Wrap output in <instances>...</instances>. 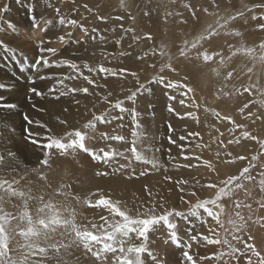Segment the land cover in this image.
I'll return each instance as SVG.
<instances>
[{"label": "rangeland", "instance_id": "1", "mask_svg": "<svg viewBox=\"0 0 264 264\" xmlns=\"http://www.w3.org/2000/svg\"><path fill=\"white\" fill-rule=\"evenodd\" d=\"M104 1L106 2L108 0H73L72 2L71 0H58V3L55 7L56 14L54 13V10L51 11V13L54 18L64 19L65 23L60 24L61 19H59L57 24L58 26L56 27V29L48 31L47 28L49 26L46 21L48 17H44L45 15L47 16L46 12H42L43 15L41 14V17H39V15H37L39 13L37 11V8L31 7L33 11L29 12V8L27 7V3L25 0H21L20 4H17L16 0H0V9L4 8L3 4L9 7L8 12H0V16H2V19H0V48H2L6 44V39H9L11 40V42H13L6 44L8 45L7 48L11 49L12 52L9 53L4 49V55H0V66H5L7 68L11 66V73H6V79H8V81L5 80L6 84H4V87L0 89L3 90V92H9L10 90L21 92L20 94H22V102L24 104L30 105V109H32L33 111H35L33 109V105H36V101L42 98H38L35 93H23L22 91L25 88H22L18 91L15 87L18 82H21L22 85L32 84L27 83L25 79V77L29 74H33L31 79L35 80V82L41 81V76L45 77V79L48 78L52 80L47 85H45L46 89L48 90L49 96L47 98H51L50 96L55 97L56 95H58L59 92L62 91V88H59L61 84H58L57 80L62 77L69 76L68 74L62 75L55 73V65L59 61L64 60L66 58L73 59V57H76L80 51L82 55H86L87 57L92 54L90 51H93V44H89L86 39H88L90 36L93 37L92 34L97 33L92 32L94 30V27H96V22L87 26L85 24V19L89 18V16L91 15L89 11L90 7H93V9H98ZM115 1L117 2L115 11L121 14H128L132 12V19L129 23L130 26L128 25V27L122 30L121 33L118 31V34L120 33L122 35H120L121 46L119 48L118 55H116L115 57V66H112L113 64H109V61L111 59L110 55L104 56L103 59L100 60L98 63L93 61L76 63L78 65L79 71H71V74L74 75L72 77L75 78L66 79V87L63 88V91L74 87H87L89 89L90 95L84 94L82 92H76L71 93L73 97H70L69 94L66 96H61L60 98H67V105L76 106L79 104V101L81 99L89 98L92 96V91L96 90L95 86L99 87V85H106L105 83L111 81L110 78L113 76L115 79H111L112 81H115L114 83L125 86L123 87L124 94L129 90L135 91L136 88H139L140 86H145L146 88L149 87L148 96L146 95V93H138L137 95V107L135 106V110L137 113L140 114L137 117V120L141 127L139 129L136 128L131 116L128 113H126L123 120H111L110 122L107 118V116L109 115L108 113H93L91 114L92 120L90 119V121H95L94 117L101 115L105 116L104 122L95 121L94 131L85 128V125L90 122L88 121L84 125L76 126L74 128L69 129L61 136H57L56 134L49 132L50 136L62 139L64 143H69L73 137L69 136L68 134L80 131L86 136L85 146L90 150L89 152L86 153L83 150H80L79 148L75 150L68 149L65 152L53 149L52 154L48 157L47 165L41 163V160L44 159L43 153L42 155L39 154L34 159V161L32 162L33 164L27 166L26 168L20 169L21 172H25L29 169H32L33 172L30 175H23V177L20 176L16 178L17 180H12L9 177L0 175V264H101V261L97 259L96 254L98 251L101 250L102 244L110 243V241H107L106 239H101L93 243L91 240V234L95 233L96 236L101 238L111 235L114 230L113 226L124 222V217L120 215L121 213L125 214L129 218L138 219H158L160 217L171 218L172 223L175 225L174 236L178 237V239H174L172 236H170V229L167 228L164 224H160L158 227H156L154 232L149 233V249L152 250L154 253L159 252L158 254L165 258L167 264H218V262L219 264H233V262L235 264H252V260H254V264H264V233L262 232V227H259L261 226V223H264V108H254L252 109L248 117L246 115L248 113V111H246V106H250V104H252L253 99L264 96V55L261 56V59L259 60L256 66H252L254 63L250 59H248L246 48H243L246 44V41L249 42L252 39V36L254 37L253 34L260 30V26L262 27V29H264V21H262V25H259V19L264 17V0H216V5L213 4L212 8V11H214L216 15L214 16V18H208L207 20H204L205 22L201 21L205 19L203 18V15H206L207 13H202L203 6L205 5L203 4V2L208 3V0H185L182 4V8H184L183 12L179 15L173 13L172 9L174 7L175 9L177 7H181V3L178 2L181 0H140V2L137 3L138 6L135 5L131 0ZM87 2L90 4H88ZM189 4L190 6L192 5L191 7H194L198 10V14L200 15L198 16L197 14L195 16L196 18L198 17V20L201 19L199 20L200 22L198 21L197 31L194 34L186 33L188 29L187 21L190 18L187 15L189 11L187 5ZM200 4H202V7H200ZM22 6L25 8V17L22 15L20 10ZM184 6L187 7L185 8ZM138 7H140V9H152L153 11L156 9L155 11L158 10L164 17V19L163 17L161 18V16L158 14L159 12H156V15L158 14L156 16L157 19L154 17L152 26L149 29L148 27L144 26V22L142 23V12ZM165 8L167 9V11ZM205 10L208 9L205 8ZM199 11L201 13H199ZM185 13L186 16H184ZM26 15L29 17V19L30 16H35V21L31 22L27 20ZM252 16L254 19L252 18ZM175 17H177V19ZM242 18L246 20H249L251 18L252 19L250 20L251 22H244L242 21ZM108 19V16L99 18L100 23H98L97 26H99L101 23L106 24L105 22H107ZM73 20L77 22L76 25L70 23V21ZM139 20L141 22L140 26ZM160 20H162L163 22ZM78 21L84 26H87L86 31L82 35L78 33V31H76L78 30ZM157 21L159 24L157 23ZM255 21H259V26ZM199 23L200 25L202 24L201 27ZM34 24H39L41 26H38L40 29L33 30L32 27H34ZM238 24L243 25L242 28L245 29L243 30L245 33L243 31L241 32L238 29ZM9 25H12L13 27H10ZM154 25L155 31L153 30ZM183 25L184 27L182 29ZM141 26L144 28L145 33L143 30H141L143 29ZM253 26L255 28H253ZM176 27L179 28L178 31V28L176 29ZM246 27H249L250 29L247 30ZM36 28L37 27H35V29ZM146 28L149 29V33ZM180 32H184L186 34L183 33V36ZM130 33H132L134 36L136 35L135 39L132 34L130 35ZM145 34L149 35L146 36ZM214 35L216 38H214ZM61 36H63L68 42H61L59 39V37ZM249 36L251 39L249 38ZM130 37L133 38L131 39ZM222 37H225V40L222 44L226 47V51L229 52L228 55L226 57L224 56L223 58L217 53L216 50L210 48L209 45L217 38ZM124 38H127V44H124ZM131 40H134V42H131ZM241 40H243L244 43ZM41 41H43L44 43L41 44ZM75 41H79V43H75ZM142 41L143 43H141ZM139 43H141V47H139ZM23 44L26 45V47L21 48ZM79 44H82V47H79ZM143 44H148L150 46L146 47ZM220 44L221 43H218L217 47H220ZM33 46H35V48L36 46H38L39 49L40 46L44 48H54L57 50V52L55 55H52L47 52L41 53L39 49H33ZM77 46L79 48H77ZM30 47L33 50L32 54L28 55L27 53L23 52L24 49H28ZM137 48H144L145 50H138ZM131 49L135 51H132ZM147 49L154 50L155 54L153 60L150 61L149 65L147 64V53L149 51ZM240 49H243V53L240 51ZM136 50L146 53L145 55L144 53L140 54L141 56L137 58L132 57L133 55H135L134 52H136ZM125 51H127V54H123ZM261 52H264V50ZM156 53L160 56H158ZM40 55L46 56L49 59V63L53 66L49 68H44L43 62H41V64L39 65L40 70L37 71L33 66L35 65V62ZM192 56H196L195 61L193 62V64H187L186 61H188ZM155 57H158V60ZM90 58L92 57L90 56ZM154 59H156V61ZM178 60L183 66V68L181 67V70L184 71V73L179 76L181 83L183 81L185 84H187L188 89H186L188 91L190 89L191 92L194 91V88L196 89L197 86H200L199 93L201 94L200 91L202 90L203 96L205 98L207 96L206 99L209 101L208 103L210 105L209 106L207 104L208 108L211 107L218 110V103L221 107H223V114H225L226 116H228L229 113L231 114V120H229V122L236 121V119H238L236 109L241 112V119L238 121L237 126L241 128V133L233 134L237 139L234 138L232 140L235 144L248 143V145L244 149H236L234 148V144H232V149L231 147H229L230 144H228L227 146L225 142H222L220 135H215L216 128L214 127H212L211 131L208 130V132L203 131L202 128L196 130V132L195 130H190L188 134H184L183 139H180L179 143H182L179 152L181 153V157L183 159V167L181 166L182 168L180 169H182L183 176H185L182 181L184 182L186 178H189L191 179L192 184L199 183L196 181L199 178L201 179V177H199L200 175L197 174V176H190L191 166L188 164H193L192 167L194 171L195 169H204L199 165L204 161H200V159H202L200 156V152H207L206 159H208L207 161L211 163L214 160L219 159L221 162L224 157L226 158L225 163L228 162L229 165L234 162L236 157L244 156L246 152L248 153V151H252V149H254L252 145L255 144V147L258 145L259 148H255L257 152L253 154V156L251 157L252 159H248L249 162L244 166L245 169H243V167L238 174L234 175V177H229L228 179L222 180V174L218 173V181L220 182V184L223 181L224 182L222 185H220L219 192L215 194V196L205 197V194L207 193L204 192L203 195L205 196L199 198V200H197V204L193 203L192 205L191 203H188L190 202L188 200V197L191 199L190 196H185V199H182L183 196H181L180 198H176V203L173 201L175 209L171 208L170 210L167 209V211L164 210L165 212H151L147 214V212L145 211V208H147L146 204L143 201L140 203L138 202L143 197V195L145 196L148 192L156 194V192L169 190V188H164L165 186L162 184H164L165 182L174 183V180L171 178L170 174H168L165 170L176 169V165H179L178 163L174 162L175 156L172 155L174 153L173 147H175V141L173 139L174 130L170 132L168 129L169 123L172 127L173 122L177 121L176 117L173 116V114H177V110L176 108H174L176 111L175 113L171 114L166 109L168 104H171V106L173 107V104L171 103L172 101L170 102V100L167 99L169 96V94L167 93L170 92V83L174 82L168 76L171 72L175 71L177 67L176 65H178ZM217 60L218 62H221L220 66H217ZM239 62L241 63L239 64V66H237ZM84 63H87L89 67L95 69V71L89 72L88 69L84 67ZM202 64L204 66H202ZM144 66H153V69H151V72L149 73L153 74L152 78L149 79V81L147 79L145 80V77L147 76L146 75L143 77V79L139 81H133L131 76L135 72H138V70L140 68H143ZM17 67L18 70L16 71ZM100 67L108 68L111 72H109V74L106 76L98 70ZM111 67H116L115 73L114 71L112 72ZM125 69L127 71H123ZM216 69H219V72H217ZM166 70L168 71L167 74L162 75V73H164ZM80 73H83V76H81ZM84 76H88L93 81V83L89 84L88 81L85 80V85L82 86ZM221 76L223 77L221 78ZM258 77H260V79ZM182 78L183 80H181ZM256 80H258V83L260 85L257 84ZM95 82L97 85L95 84ZM129 82L134 86V89L132 85V88L130 87ZM156 82L158 84H156ZM199 82L201 84H199ZM206 82L209 84H207ZM254 82L256 83L254 84ZM191 83L193 85H191ZM156 85H158L157 88ZM52 88H55L56 91L50 94L49 89ZM214 89L215 91H217V95L219 94L218 100H216L217 95H212V98H210L211 96H208V94H211V91H214ZM244 91H247L250 94L244 93ZM257 92H261V94H258ZM99 93L100 91L98 92V94ZM242 93H244L245 95L242 96ZM142 95L143 97L141 100L140 97ZM29 97H31V100L29 99ZM188 97L189 96H186L185 94V98ZM244 97V101H249L250 104L246 103V106L240 104L241 102L239 98L241 99ZM6 98L7 96L4 95L2 101L5 102ZM119 100H123L125 106L129 102L126 98H121ZM142 102L144 104L143 106ZM148 102L152 103L151 108L148 107ZM221 103H223V106ZM230 103L232 106L230 105ZM140 107H142V109ZM226 107L228 108L226 109ZM153 108L160 115V120H162L164 127L166 125L165 128L167 130L166 132H159L160 134H158L157 136L155 135V143L153 146L158 148V152L160 154V156L156 158L157 160L155 159V162L150 161L152 160V157H150L147 163H142L134 159V155L130 151V149L135 146L138 151L140 150L142 155L146 153L144 150L148 151L150 145L146 143L147 130H145V127L147 126V122L150 121L152 113H148V118L145 119L142 116V112L145 111V109L146 111H149V109ZM111 112H114V110H112ZM201 112L205 113L206 111L202 110L199 113ZM256 113L257 116H255ZM18 114L20 115L19 118L21 125L11 131L2 130L0 128V133L2 132L5 136L11 137L10 141H7L6 139V143L8 144H16L23 147L25 145H23L22 143H27L28 151L25 154L27 156L32 154L35 150L30 148L32 143H30L29 139L26 138L27 134L25 129L27 128L29 132L33 134L32 138L36 139V137L38 136L39 125L34 119H31L32 123L28 124L25 121L24 117L21 115L23 114V112H18ZM112 116L119 115L115 112ZM252 116L254 119L252 118ZM246 120H250V123L246 124ZM201 121H199V123ZM132 125H134V127ZM133 131H137L138 133H140V135L137 137H133ZM190 133L191 135H189ZM192 133L196 134L194 135ZM209 133H213V135H209ZM253 133H255V137L253 136ZM105 134H107V137L123 135L125 137V140L116 141L110 138H105ZM186 135H188L189 137ZM169 136H171V139H173L172 141H174V143H169ZM246 137H248L249 139ZM256 137L257 141H255ZM190 140L194 143H192ZM201 140H203V143H199ZM253 140L254 143L251 142ZM213 143L217 144V149L219 148L218 150L214 151L212 149ZM186 144L189 146L187 147ZM199 144L202 145V149L200 151H198ZM224 146H226L230 150L232 149L231 156L229 153H222V149H224ZM101 149H103L104 151H111L112 149H116L117 151H124V154L128 151L129 153L125 154V156L128 155L130 159H124L123 161V158L116 157L117 163H112L110 161L112 166L109 167L102 161H95L90 154L91 152H96L102 155L103 153L100 151ZM223 152L225 151L223 150ZM190 156L193 157L191 158ZM195 156L196 159H194ZM197 157L200 159L198 160ZM121 164L126 165V167L120 169L119 171L113 170L119 169V166ZM136 165L138 166V168ZM185 167L187 168V170L185 169ZM97 172H107L108 175L98 176L96 174ZM51 173L54 174V176H52ZM209 178L210 180L212 179L211 177ZM182 181H179V183L181 182L180 184H182ZM184 184V187L187 188V190H182L181 193L185 192L184 194L188 195L192 185H190L188 181H185ZM108 187H110L111 189ZM203 187H206V185H204ZM106 191L108 192V194L111 193V195L108 196L104 194ZM190 191L193 192L194 190ZM163 194L165 195V193ZM113 195H115V197L117 195H125L126 203H124V206L129 207L133 204L138 203L140 207L137 206L135 210H133L132 207L131 209L134 211L132 213L126 212L124 210L120 211L121 209L119 207L121 206V204L115 201ZM240 197H243V202L245 204H242L244 206L239 201ZM171 199L173 200V198ZM156 200L157 198H152V202ZM147 201L149 202V200H146V202ZM32 205H34V208ZM183 205L185 206L186 210L182 207ZM115 209L118 211V213H116L115 211V214H113L112 211H114ZM234 210L235 212L239 211L240 214L237 215H243V217L240 219V224L236 225L237 227H233L235 219V215L233 212ZM249 210H253V215L249 216ZM207 212L211 214V219H207L208 221L203 218L204 214ZM196 215L199 216L196 217ZM242 219H244L245 221H242ZM211 222L213 223V225L211 224ZM231 227L235 229L234 233L236 234L234 235L233 230L232 233L236 239L238 238L237 240H234V237L232 238L231 236ZM243 227L249 230L248 237L247 239H245V241L242 240L246 236ZM213 228H215L217 232ZM89 229L91 232L89 231ZM239 229L240 231L237 232V230ZM212 230L215 232H212ZM204 232L208 234L210 233L209 236H207V234ZM130 235L132 236L131 239H129L124 245L126 249L137 247L142 244V241L137 239L134 233H131ZM204 236H207L206 238L210 242L205 241ZM208 238H212L213 240H209ZM88 245H91V247H89ZM196 249H198L199 251H197ZM207 250L208 253L210 251L211 253L209 254L212 255L207 254ZM254 251H257V256L254 255ZM205 253L207 255H205ZM215 254H217V256ZM118 255V253H109L107 259L103 261V264H114V257ZM128 255H130V253H124L125 257H127ZM142 258L145 260L146 264H152V261H150L151 259L147 256V253H145ZM116 264H118V261L116 262Z\"/></svg>", "mask_w": 264, "mask_h": 264}, {"label": "bare ground", "instance_id": "2", "mask_svg": "<svg viewBox=\"0 0 264 264\" xmlns=\"http://www.w3.org/2000/svg\"><path fill=\"white\" fill-rule=\"evenodd\" d=\"M26 1V3H27V7L29 8V6L30 7H34V8H37L38 10V14L37 15H39V17H41V14L43 15V13L42 12H46V14H47V16L45 15L44 17H48L47 18V23H48V31H51L52 29H56V27L58 26L57 24H58V20L59 19H61V18H54L53 17V15H52V13H51V11H53L54 10V13H55V7H56V5H57V3H58V0H25ZM73 0H71V2H72ZM131 1H133V3L135 4V5H137L138 6V4L137 3H139L140 2V0H131ZM185 0H181V1H178V2H180L181 3V7H177L176 9H175V7L172 9V12L173 13H175V14H182V12H183V9L184 8H182V4H183V2H184ZM177 2V3H178ZM216 0H208V3H204L203 2V4H205L204 6H203V10L202 9H200V10H202V13H206V15H203L204 17L203 18H205V19H203V20H201V19H199V20H201L202 22L204 21V20H207L208 18H214V16L216 15L215 14V12L214 11H212V8H213V4L214 5H216ZM88 3V2H87ZM88 4H90V3H88ZM172 4V3H171ZM187 4V3H186ZM4 5L5 4H3V7H4ZM109 5V6H108ZM116 5H117V2L115 1V0H108V1H104L100 6H99V8L98 9H93V7H90V13H91V15L89 16V18H86L85 19V24L87 25V26H89V25H91L92 23H94V22H96V27H94V30L92 31L93 33H95V32H97V33H95V34H92V36L93 37H89L88 39H86V41L89 43V44H93V47H92V49H93V51H90L92 54L91 55H89V57H87L86 55H82L81 54V51L79 52V56L77 55L76 57H73V59H71V58H66V59H64V60H71V61H73V62H75V63H82V62H85V61H93V62H99L100 60H102L103 59V57L104 56H106V55H110L111 56V59H110V61H109V64H113L112 66H115V62H116V55H118V52H119V48H120V46H121V42H120V35H122V34H120L121 33V31L122 30H124L125 28H127L128 27V25H129V23H130V20L132 19L131 18V16H132V12H130V13H128V14H121V13H119V12H117V11H115V9H116ZM202 4H200V7H202L201 6ZM173 6V5H172ZM171 6V7H172ZM175 6V5H174ZM188 6V9H189V11H188V13H187V15L190 17L189 18V20L187 21L188 22V29L187 28H185V29H187V31H186V33H189V34H194L196 31H197V24H198V17L196 18V16L195 15H197L198 14V10L197 9H195L194 7H191L190 6V4L189 5H187ZM186 6V7H187ZM167 7V6H166ZM185 7V6H184ZM185 7V8H186ZM139 9H140V7H138ZM163 8V7H162ZM170 8V7H169ZM179 8V9H178ZM205 8L206 9H208V10H205ZM161 9V8H160ZM164 9V8H163ZM166 9V8H165ZM20 10H21V13H22V15L25 17V8L22 6V8H20ZM141 10V12H142V23L144 22V26L145 27H148L149 29H150V27L152 26V23H153V19H154V17L156 18V16L159 14L160 16H161V18L163 17L162 15H161V13L157 10V11H153L152 9H148V8H142V9H140ZM140 10H137V11H140ZM225 10H227V9H225ZM161 11V10H160ZM166 11H167V9H166ZM156 12H159L157 15H156ZM172 12H171V14H172ZM187 12V11H186ZM51 13V14H50ZM140 13V12H139ZM163 13V12H162ZM167 13V12H166ZM169 13V12H168ZM199 13H201L200 11H199ZM229 13V12H228ZM56 14V13H55ZM230 14H231V12H230ZM165 15V14H164ZM200 14H198V16H199ZM105 16H108L109 17V19H108V21L107 22H105L106 24H104V23H101L99 26H97L98 25V23H100L99 22V18H102V17H105ZM176 16V15H175ZM184 16H186V13H185V15ZM178 17V16H177ZM177 17H175L176 19H177ZM183 17V16H182ZM26 18H27V20H29V21H31L32 22V20L31 19H29V17L26 15ZM141 18V17H140ZM159 18V17H158ZM166 18V17H165ZM175 18H174V20H175ZM252 18H253V16H252ZM251 18V19H252ZM157 19V18H156ZM163 19H164V17H163ZM167 19V18H166ZM184 19H185V17H184ZM251 19H249V20H246V19H243L242 18V21H250ZM254 19V18H253ZM141 20V19H140ZM140 20H139V22H140ZM159 20V19H158ZM173 20V21H174ZM214 20V19H213ZM212 20V21H213ZM102 21H104V20H102ZM160 21H162V20H160ZM181 21H182V18H181ZM210 21V20H209ZM257 21V20H256ZM255 21V22H256ZM259 21H260V24L259 25H262L263 24V22L262 21H264V17H262V18H260L259 19ZM259 21L258 22H256L257 23V25H258V23H259ZM43 22V21H42ZM49 22H51V23H49ZM53 22V23H52ZM155 22H156V20H155ZM163 22V21H162ZM164 22H166V21H164ZM178 22V21H177ZM179 22H180V20H179ZM186 22V23H187ZM200 22V21H199ZM201 22V23H202ZM205 22V21H204ZM251 22V21H250ZM254 22V23H255ZM157 23H158V21H157ZM156 23V24H157ZM159 24V23H158ZM164 24V23H163ZM182 24V23H181ZM184 24H185V22H184ZM203 24V23H202ZM201 24V25H202ZM249 24H251V23H249ZM253 24V23H252ZM132 25V24H131ZM141 25V22L139 23V26ZM143 25V24H142ZM199 25H200V23H199ZM201 25H200V27H201ZM256 25V24H255ZM258 25V26H259ZM38 26L39 27H41L39 24H38ZM87 26H84L83 24H81L79 21H78V30H76V31H78V33H80L81 35L85 32V30H86V28H87ZM130 26V25H129ZM248 26V25H247ZM39 27H37L36 29H35V27H32V29L33 30H39L40 28ZM142 27V26H141ZM157 27V26H156ZM183 27H184V25L182 26V29H183ZM200 27H198V28H200ZM237 27V26H236ZM243 27V25L242 24H238V29L242 32L243 30H245V29H243L242 28ZM249 27H251V26H249ZM247 28L246 27V29L248 30V29H250V28ZM257 27V26H256ZM143 28V27H142ZM173 28H175V27H173ZM178 27H176V29H177ZM253 28H255L254 26H253ZM258 28V27H257ZM256 28V29H257ZM260 28V30L259 31H257V30H255V31H257L256 33H252L253 35H254V37H256V38H254L253 36H252V39L250 38V36H249V38L251 39L249 42H247L246 41V44L244 45V47L243 48H246V51H247V56H248V59H250L254 64L252 65V66H256L257 64H258V62H259V60L261 59V56H263L264 55V52H261V51H263L264 50V29H262V27L260 26L259 27ZM10 29H12V28H10ZM149 29H147L146 28V30L148 31V33L150 32L149 31ZM175 29V30H176ZM33 30H32V32H33ZM141 30H143L144 31V33H145V30H144V28L143 29H141ZM153 30L155 31V25H154V27H153ZM179 30V28L177 29V31ZM253 30V29H252ZM75 31V32H76ZM118 31L120 32L119 34H118ZM130 31V30H129ZM152 31V30H151ZM251 31V30H250ZM126 32V31H125ZM181 32H182V30H181ZM180 32V33H181ZM244 32V31H243ZM249 32V31H248ZM70 33H72V32H70ZM91 33V32H90ZM123 33V32H122ZM127 33H129V32H127ZM140 33V32H139ZM153 33V32H152ZM184 33V32H183ZM181 33L183 36H184V34H186V33ZM245 33V32H244ZM132 33H130V35H131ZM250 34V33H249ZM133 35V34H132ZM146 35V34H145ZM144 35V36H145ZM149 34H147L146 36H148ZM179 35V34H178ZM177 35V36H178ZM216 35V34H215ZM215 35H214V38H216L215 37ZM244 35V34H243ZM247 35V34H246ZM251 35V34H250ZM19 36V35H18ZM134 36V35H133ZM136 36V35H135ZM135 36H134V39H135ZM228 36V35H227ZM101 37H103V39H101ZM129 37V36H128ZM172 37V36H171ZM175 37V36H174ZM190 37V36H189ZM202 37V36H201ZM247 37V36H246ZM131 38V37H130ZM133 38V37H132ZM131 38V39H132ZM150 38V37H149ZM178 38V37H177ZM213 38V39H214ZM243 38V37H242ZM254 38V39H253ZM125 40V43L124 44H127L126 43V40H127V38H124ZM195 39V38H194ZM193 39V40H194ZM130 40V39H129ZM142 40V39H141ZM144 40V39H143ZM149 40V39H148ZM225 40V37H222V38H217L216 40H214L212 43H210L209 45H210V48H212V49H214V50H216L217 51V53L223 58L224 56L226 57L227 55H228V51H226V47L225 46H223V41ZM227 40H229V39H227ZM6 44H9V43H13V42H11V40H9V39H6ZM185 41V40H184ZM241 41H243V40H241ZM261 41V42H260ZM123 42V41H122ZM131 42H134V40L132 41L131 40ZM146 42V41H145ZM152 42V41H151ZM158 42V41H157ZM240 42V41H239ZM262 42H263V44H262ZM141 43H143V41L141 42ZM141 43H139L138 45H140ZM153 43V42H152ZM185 43V42H184ZM218 43H221L220 45V47H217V44ZM243 43H244V41H243ZM4 45L2 48H0V55H4V49H5V46L7 47L8 45ZM130 44V43H129ZM128 44V45H129ZM135 44H137V43H135ZM151 44V43H150ZM157 44V43H156ZM74 45H76V44H74ZM144 46H150V45H148V44H143ZM226 45V44H225ZM90 46V45H89ZM23 47H26V45H22L21 46V48H23ZM41 47V46H40ZM79 47H82V44H79ZM78 46H77V48H79ZM130 47V46H129ZM138 47V46H137ZM139 47H141V45L139 46ZM145 47V48H146ZM127 48V47H126ZM151 48V47H150ZM173 48V47H172ZM178 48V47H177ZM176 48V49H177ZM33 49H39L38 48V46H36V48H35V46H33ZM129 49V48H128ZM135 49V48H134ZM138 49V48H137ZM139 49H144V48H139ZM138 49V50H139ZM156 49V48H155ZM209 49V48H208ZM132 50V49H131ZM130 50V51H131ZM138 50H136V52H134L135 53V55H133L132 57H139V56H141L140 54H143L144 52H142V51H138ZM145 50V49H144ZM143 50V51H144ZM147 50H149V49H147ZM202 50V49H201ZM243 49H240V51L243 53V51H242ZM128 51V50H127ZM127 51H125L123 54H127ZM132 51H135V50H132ZM131 51V52H132ZM175 51V50H174ZM203 51V50H202ZM23 52H25V53H27L28 55H30V54H32L33 53V50H32V48L30 47V48H28V49H24L23 50ZM129 52V51H128ZM157 52V51H156ZM198 52V51H197ZM205 52V51H204ZM133 53V52H132ZM146 53V52H145ZM145 53H144V55H145ZM176 53V52H175ZM201 53V52H200ZM203 53V52H202ZM211 53H212V51H211ZM213 53H214V51H213ZM47 54V53H46ZM157 54V53H156ZM199 54V53H198ZM208 54H210V53H208ZM216 54V53H215ZM143 55V56H144ZM154 50H149L148 51V53H147V64L149 65L150 64V61L151 60H153V58H154ZM158 56H160L159 54H157ZM202 55V54H201ZM90 56L93 58H90ZM121 56V55H120ZM130 56V55H129ZM123 57V56H122ZM146 57V56H145ZM145 57H142V58H145ZM198 57H200V56H198ZM130 58H131V56H130ZM156 58V57H155ZM158 58V57H157ZM156 58V59H157ZM161 58V57H160ZM159 58V59H160ZM195 58H196V56H192L188 61H186V63L187 64H193V62L195 61ZM132 59V58H131ZM141 59V58H140ZM156 59H154L155 61H156ZM1 60V59H0ZM158 60V59H157ZM199 60V59H198ZM125 61H127V60H125ZM182 61V60H181ZM42 62V61H41ZM54 62V61H53ZM92 62V63H93ZM177 62V61H176ZM202 62V61H201ZM200 62V63H201ZM234 62V61H233ZM237 62V61H236ZM0 63H1V61H0ZM59 63V62H58ZM119 63V62H118ZM182 63H184V62H182ZM186 63H184V64H186ZM199 63V64H200ZM229 63V62H228ZM241 62H239L238 63V65L237 66H239V64H240ZM123 64V63H122ZM122 64H121V66H122ZM127 64V63H126ZM173 64V63H172ZM204 64V63H203ZM202 64V66H204ZM216 64H217V66H220L221 65V62H218V60H217V62H216ZM225 64V63H224ZM100 65V64H99ZM138 65V64H137ZM141 65V64H140ZM143 65V64H142ZM94 66V65H93ZM98 66V65H97ZM134 66V65H133ZM177 67H176V69H175V71H173V72H171L170 74H169V78L174 82V83H170V85H171V87H170V89H169V93H167V94H169L170 96H173V97H175V99L174 100H171L170 102L173 104V108H176V115H174L173 114V116H175L176 117V120L177 121H175V122H173V124H172V127H173V130H174V132H173V139H174V141H175V147H173L174 149H173V156H175V163H178L179 165L177 166L176 165V169H166L165 171L168 173V174H170V176H171V178L174 180V183H168V182H165L164 184H162V185H164L165 187L164 188H169V190H163V191H161V192H156V194H152L151 192H148L145 196L143 195V197L140 199V201L138 202V203H140V202H144L145 204H146V206H147V208H145V211L147 212V214L148 213H151V212H154V213H161V212H163L164 210L165 211H167V209H171V208H174L175 209V207H174V202H175V200H176V198H180L181 196H183L182 197V199L184 198H186L185 196H190L191 197V199L188 197V200L190 201V202H188V203H191V205L193 204V203H196L197 204V200H199V198H202V197H204L205 195V197H207V196H215V194H217L218 192H219V188H220V185H222L223 184V182L220 184V182L218 181V179H219V175H218V173L219 174H222L221 175V177H222V180H225V179H228L229 177H234V175H236V174H238L239 172H240V170L249 162L248 161V159L249 158H251L252 156H253V154L254 153H256L257 152V150L255 149V148H257L258 147V145L255 147V144L254 145H252L253 147H254V149H252V151H248V153L246 152V151H244V152H246V154H244V156H238V157H236L235 155V157H236V159L234 160V162L232 163V164H229L228 165V162H226L225 163V159L226 158H224L223 157V159H222V161L220 162V159L219 160H214L212 163L211 162H209V161H207L208 159H206V157H207V152L206 153H201L200 152V156H201V158L202 159H200V158H198V160L200 159V161L201 160H204L201 164H199L200 165V167H202V168H204V169H195V171L193 170V164L192 163H190V164H188V165H190L191 166V170H190V172H191V174H190V176H194V175H196L197 176V174H199L198 176L199 177H201V179L199 178V179H197V181L196 182H199L198 184H192L191 183V179H189V178H186L185 179V181H188L189 183H190V185H192V187H191V189L190 190H194L193 192H191L190 190H189V193H188V195H186V194H184L185 192H183V193H181V191L183 190V191H185V190H187V188H185L184 187V182L182 181V179H184V177L185 176H183V172H182V169H180V168H182L183 166H182V161H183V159H182V157H181V153L179 152V149H180V147L182 146V143L181 144H179L180 143V139H183V136H184V134H188V132L190 131V130H195V132H196V130H199L200 128H202L203 129V131H207L208 132V130H212V127H214V128H216L215 129V135H220L221 136V140H222V142H225V144L228 146V144H230V146L229 147H231L232 146V144H234V148H236V149H244L247 145H248V143H238V144H235V143H233V140L232 139H234V138H236L233 134H239V133H241V128H239V127H237L238 126V121L241 119V112L238 110V109H236V113H237V118L238 119H236V121H232V122H229V120H231V114L229 113V115L228 116H226L225 114H223L222 113V108L223 107H221L218 103H217V107H218V110H219V112H218V110H216L215 108H211V107H209L208 108V106H207V104L209 105V101L206 99L207 98V96H206V98L203 96V94H202V90L200 91L201 92V94L199 93V89H200V86H195L196 87V89L194 88V91H192L191 92V90L189 89V91L187 90L188 89V86H187V84H185L183 81H182V83H181V81H180V75L181 74H183L184 73V71H182L181 70V67L183 68V66H182V64L180 63V61L178 60V65H176ZM215 66V65H214ZM248 66V65H247ZM136 67V66H135ZM153 66H144L143 68H140L139 70H138V72H135L131 77H132V80L133 81H139V80H141V79H143V77L144 76H146L145 77V80L147 79L148 81H149V79H151L152 78V76H153V74H149L150 72H151V69H153L152 68ZM155 67V66H154ZM137 68V67H136ZM160 68V67H159ZM212 68H213V65H212ZM211 68V69H212ZM111 69H112V72L114 71V73H115V70H116V67H111ZM129 69H130V67H129ZM18 70V67L16 68V71ZM97 70V69H96ZM99 70V69H98ZM181 70V71H180ZM217 70V69H216ZM261 70V69H260ZM11 66H9L8 68L7 67H5V66H0V85H4V84H6V82H5V80H7L8 81V79H6V75L7 74H10L11 72ZM26 71H27V69H26ZM71 71H73V69H71L68 65H63V66H60V67H57L56 66V70H55V73H58V74H62V75H66V74H68V76L69 77H72V76H74V75H72L71 74ZM135 71V70H134ZM262 71V70H261ZM264 71V70H263ZM109 72H111V71H109ZM133 72V71H132ZM167 70L164 72V73H162V75L163 74H167ZM210 72H211V70H210ZM217 72H219V69L217 70ZM260 72V71H259ZM7 73V74H6ZM142 73H143V76H142ZM173 73V74H172ZM103 74H105V73H103ZM224 74V73H223ZM102 75V74H101ZM100 75V76H101ZM106 75V74H105ZM111 75V74H110ZM32 76H33V74H29L28 76H26L25 77V79H26V81H27V83H30L29 81H30V78H32ZM107 76V75H106ZM183 76H186V75H183ZM212 76V75H211ZM104 77V76H103ZM214 77V76H213ZM223 76H221V78H222ZM255 77V76H254ZM63 78V77H62ZM97 78V77H96ZM111 78H114V76L113 77H111ZM110 78V80L111 81H109V82H107V83H105L106 85H104V86H101V85H99V87L97 88L96 86H95V88H96V90H94V91H92V96L91 97H89V98H84V99H81L80 101H79V104L78 105H76V106H74V105H67V102H66V99L67 98H60L59 100H56L55 98H54V96H50L51 98H47V97H49L48 96V90L46 89V86L45 85H47L50 81H52V80H50V79H42L41 81H39V82H35V83H32V84H26V85H22V83L21 82H18L17 84H16V89L19 91L20 89H22V88H25L22 92L23 93H33V92H30V89L31 88H36L39 92H41V93H43L44 95H43V98L42 99H40V100H38V101H36V105H35V107L33 106V109L35 110V111H33L32 109H30V105H27V104H24L23 102H22V99H21V95L22 94H20L21 92H16V91H14V90H10L9 92H7V91H4L3 92V90H1L0 89V96H7V98H6V100H5V102H3L4 104H14V105H16L17 107L16 108H14V109H6V108H0V116H1V118H0V128L2 129V130H8V131H11V130H13V129H16L18 126H20L21 125V123H20V115L18 114V112H23V114H21L23 117H24V114H27L28 115V117H29V119H34V120H36V122L37 121H39V123H37L38 125H39V129H38V136H39V138H38V136L36 137V139H38V140H40V143H47V141L46 140H43L42 138L43 137H46V136H50V134H49V132H51V133H53V134H56L57 136H61L63 133H65L66 131H68L69 129H71V128H74V127H76V126H80V125H84L85 123H87L88 121H90V119H91V114H93V113H101V114H105V113H108L109 115L107 116V118H108V120H109V117H111L115 112H116V114H118V115H120V112H119V110H117V109H114L113 108V105L119 100V99H121V98H127V96H129L130 95V93H131V91L129 90L128 92H126L125 94L123 93L124 92V89H123V87H125V86H122V85H120V84H116V83H114L115 81H112V79ZM186 78H188V77H186ZM185 78V79H186ZM252 78V77H251ZM259 79H260V77H258ZM61 79V78H60ZM95 79V78H94ZM100 79V78H99ZM102 79V78H101ZM104 79V78H103ZM115 79V78H114ZM191 79V78H190ZM234 79V78H233ZM13 80V79H12ZM126 80V79H125ZM128 80V79H127ZM157 80H160V79H157ZM181 80H183V78L181 79ZM188 80V79H187ZM85 79H83V81H82V86H84L85 85ZM105 81H106V78H105ZM132 81V82H133ZM202 81V80H201ZM204 81V80H203ZM206 81H207V79H206ZM257 81V84L258 85H260L259 83H258V80H256ZM80 82V81H79ZM144 82V81H143ZM146 82V81H145ZM161 82V81H160ZM180 82V83H179ZM231 82V81H230ZM242 82V81H241ZM252 82H253V80H252ZM260 82V81H259ZM75 83H76V80H75ZM99 83V82H98ZM130 83V82H129ZM151 83V82H150ZM207 83V82H206ZM215 83V82H214ZM244 83V82H243ZM242 83V84H243ZM256 82H254V84H255ZM24 84V83H23ZM95 84H96V82H95ZM138 84H140V83H138ZM156 84H158L157 82H156ZM199 84H201L200 82H199ZM207 84H209V83H207ZM216 84V83H215ZM233 84V83H232ZM86 85H87V83H86ZM97 85V84H96ZM130 85V87H131V83L129 84ZM191 85H193L192 83H191ZM246 85V84H245ZM257 85V86H258ZM183 86V87H182ZM211 86V85H210ZM213 86H214V84H213ZM64 87H66V80L64 81V84L63 85H61L59 88H62L61 90L63 91V88ZM130 87H128V88H130ZM132 87H133V89H134V86L132 85ZM131 87V88H132ZM158 87V85H156V88ZM164 87H165V85H164ZM248 87V86H247ZM256 87V86H255ZM74 88H76V87H74ZM147 88H149V87H147ZM153 88V87H152ZM155 88V87H154ZM187 88V89H186ZM192 88V87H191ZM216 88V87H215ZM243 88V87H242ZM246 88V87H245ZM264 88V87H263ZM137 89V88H136ZM160 89V88H159ZM241 89V88H240ZM257 89V88H256ZM260 89H261V87H260ZM230 90V89H229ZM228 90V91H229ZM100 91V93L98 94V92ZM231 91V90H230ZM235 91V90H234ZM258 91H260V90H258ZM153 92V91H152ZM158 92V91H157ZM217 91H215V89H214V91H211V94L209 95L208 94V96H211L210 98H212V95H217V93H216ZM9 93V94H8ZM154 93H155V91H154ZM229 93V92H228ZM231 93V92H230ZM244 93H248L247 91H244ZM244 93H242V96H244L245 94ZM258 93V92H257ZM145 94V93H144ZM159 94H160V92H159ZM164 94V93H163ZM185 94H186V96H189L188 98H185ZM225 94H226V91H225ZM248 94H250V93H248ZM258 94H261V92L260 93H258ZM146 95L148 96L149 95V92H147L146 93ZM205 95V94H204ZM219 95V94H218ZM218 95H217V97H216V100H218ZM224 95V94H223ZM253 95V94H252ZM2 96V97H3ZM165 96V95H164ZM241 96V95H240ZM40 96H38V98H39ZM70 97H73V95H71L70 94ZM104 97H107V101H105V99H104ZM142 97H143V95L140 97V99L142 100ZM145 97V96H144ZM151 97V96H150ZM160 97H162V96H160ZM166 97V96H165ZM222 97V96H221ZM226 97V96H225ZM146 98V97H145ZM139 99V98H138ZM147 99V98H146ZM145 99V100H146ZM168 99V98H167ZM244 99H245V97L244 98H239V100H240V104L241 105H243V106H246V103H249V101H244ZM164 100V99H163ZM166 100V99H165ZM211 100V99H210ZM224 100V99H223ZM222 100V101H223ZM70 101V100H69ZM139 101V100H138ZM157 101V100H156ZM66 102V103H65ZM72 102V101H71ZM128 102V101H127ZM155 102V101H154ZM170 102H168V103H170ZM211 102V101H210ZM224 102V101H223ZM225 102H226V99H225ZM224 102V103H225ZM238 102V101H237ZM149 103V102H148ZM165 103V102H164ZM239 103V102H238ZM71 104V103H70ZM72 104H74V103H72ZM152 104V103H151ZM222 104V106H223V103H221ZM227 104V103H226ZM225 104V105H226ZM229 104V103H228ZM250 104V103H249ZM144 104H143V102H142V106H143ZM149 105V104H148ZM169 105V104H168ZM230 105H231V103H230ZM229 105V106H230ZM235 105V104H234ZM237 105V104H236ZM135 106L137 107V105H136V103L135 104H133L131 101H129L128 102V104L125 106L124 105V107H126L127 109H132V108H135ZM155 106V105H154ZM206 106H207V108H206ZM210 106V105H209ZM228 106V105H227ZM232 106V105H231ZM238 106H239V104H238ZM251 106V107H250ZM250 106H246L247 107V110L246 111H248V113L246 114L247 115V117H248V115H250V113H251V111H252V109H254V108H259V109H262V108H264V96H262V97H257L256 99H253V101H252V104H250ZM216 107V108H217ZM233 107H236V106H233ZM232 107V108H233ZM141 109H142V107H140ZM228 107H226V109H227ZM40 109H43V111H40ZM65 109H67V111H65ZM167 109V108H166ZM112 110H114V112H111ZM202 110H204V111H206L205 113L204 112H201V113H199L200 111H202ZM233 110V109H232ZM136 111V110H135ZM153 112H154V114L155 115H153ZM156 112V110L153 108V109H149V111L147 110L146 111V109H145V111H143L142 112V116H143V118H148V113H152V115H151V119H150V121H148L147 122V126L145 127V130H147V135H146V143H148L149 145H150V147H149V149H148V151L147 150H144L146 153H144L143 155L147 158V159H149L150 157H152V160H150V161H154L156 158H158L159 156H160V154H159V152H158V148L157 147H155V146H153L154 145V143H155V137L158 135V134H160L159 132H161V131H164V132H166V125H165V127H164V125H163V123H162V120H160V115L157 113H155ZM165 114V113H164ZM172 114V113H171ZM126 115V113H124V116ZM252 115V114H251ZM95 116V115H94ZM165 116V115H164ZM255 116H257V113H256V115ZM57 117H59V120L57 119ZM172 117V116H171ZM233 117V116H232ZM95 118V117H94ZM173 118V117H172ZM251 118V117H250ZM252 118H253V116H252ZM260 118H261V116H260ZM201 119H202V121H201ZM254 119V118H253ZM60 120H62V121H65V123H60L59 121ZM92 120V119H91ZM149 120V119H148ZM261 120V119H260ZM199 121H201L200 123H199ZM247 122H246V124H249L250 123V120H246ZM255 121V120H254ZM261 122V121H260ZM41 125H46V127H42ZM135 125V124H134ZM134 125H132L133 127H134ZM132 128V127H131ZM100 129V128H99ZM50 130V131H49ZM131 130V129H130ZM84 132V131H83ZM104 132V131H103ZM169 132V131H168ZM202 132V131H201ZM201 132H199V133H201ZM206 132V133H207ZM205 133V134H206ZM192 134H196V133H192ZM156 135V136H155ZM189 135H191V133L189 134ZM201 135V134H200ZM209 135H213V133H209ZM186 136H188V135H186ZM202 136V135H201ZM253 136L255 137V133H253ZM160 137V136H159ZM189 137V136H188ZM243 137V136H242ZM158 138V137H157ZM161 138V137H160ZM192 138V137H191ZM197 138V137H196ZM195 138V139H196ZM212 138V137H211ZM246 138H248V137H246ZM6 139H7V141H10L11 140V137L10 136H5L4 135V133H0V154H1V157H0V175L1 176H6V177H9V178H11L12 180L14 179H16V178H18V177H23V175H25V176H27V175H30V174H32V172H33V170L32 169H29V170H27V171H25V172H21L20 171V169L21 168H26L27 166H29V165H31V164H33L32 162L34 161V159L40 154V155H42L43 154V152H44V150L43 149H41L40 147H37V145H34V144H32L31 146H30V148L31 149H33V150H35L32 154H30V155H25L26 153H27V151H28V144L27 143H22L23 145H25V146H23V147H21V146H19V145H14V144H8V143H6ZM172 139V140H173ZM200 139V138H199ZM218 139V138H217ZM237 139V138H236ZM249 139V138H248ZM194 140V139H193ZM219 140V139H218ZM247 140V139H246ZM245 140V141H246ZM156 141H157V139H156ZM191 141V140H190ZM236 141H238V140H236ZM255 141H257V137L255 138ZM186 142V141H185ZM188 142H189V140H188ZM192 142V141H191ZM213 142H214V140H213ZM248 142H250V141H248ZM251 142H253L254 143V140L253 141H251ZM192 143H194V142H192ZM199 143H203V140H201ZM207 143V142H206ZM256 143V142H255ZM18 144V143H17ZM179 144V145H178ZM251 144V143H250ZM187 145V144H186ZM206 145V144H205ZM204 145V146H205ZM157 146V145H156ZM160 146V145H159ZM164 146V145H163ZM189 145H187V147H188ZM191 146H192V144H191ZM148 147V146H147ZM169 147V146H168ZM252 147V148H253ZM185 148V147H184ZM183 148V149H184ZM190 148V147H189ZM232 148V147H231ZM259 148V147H258ZM125 149V148H124ZM171 149V148H170ZM202 149V145H200L199 144V148H198V151H200ZM212 149L214 150V151H216V150H218L217 149V144L216 143H213L212 144ZM233 149V148H232ZM231 149V150H232ZM123 150V149H122ZM128 150V149H127ZM151 150V151H150ZM187 150V149H186ZM223 150L225 151V152H223ZM231 150L229 149V148H227L226 146H224V149H222V153H229L230 154V156H231ZM53 151V150H52ZM140 151V150H139ZM189 151V150H188ZM238 151V150H237ZM243 151V150H242ZM260 151V150H259ZM124 152V151H123ZM182 152H184V151H182ZM127 153H129L128 151L127 152H125V154H127ZM209 153V152H208ZM238 153V152H237ZM240 153V152H239ZM176 154V155H175ZM215 154H216V152H215ZM150 155V156H149ZM163 155V154H162ZM170 155V154H169ZM171 155V156H172ZM185 155V154H184ZM191 155V154H190ZM30 156V157H29ZM212 156V155H211ZM223 156H225V155H223ZM127 157L129 158V156L127 155ZM187 157V156H186ZM189 157V156H188ZM191 157V156H190ZM193 157V156H192ZM191 157V158H192ZM190 158V159H191ZM31 159H33V160H31ZM130 159V158H129ZM128 159V160H129ZM186 159V158H185ZM188 159V158H187ZM194 159H196V156H195V158ZM252 159V158H251ZM123 161H124V159H122ZM127 160V159H126ZM125 160V161H126ZM157 160V159H156ZM155 160V161H156ZM119 161V160H118ZM154 161V162H155ZM170 161H172V160H170ZM185 161V160H184ZM193 161V160H192ZM180 162H181V164H180ZM187 162H188V160H187ZM117 163V162H116ZM150 163V162H149ZM152 163V162H151ZM173 163V162H172ZM231 163V162H230ZM156 164V163H155ZM155 164H154V167H155ZM197 164V165H198ZM148 165V164H147ZM168 165V164H167ZM137 166V165H136ZM135 166V167H136ZM149 166V165H148ZM182 166V167H181ZM137 168H138V166H137ZM164 168V167H163ZM185 169L187 170V168L185 167ZM243 169H245V167L243 168ZM139 170H141V169H139ZM189 171V170H188ZM70 173H71V171H70ZM52 174V173H51ZM35 175V174H34ZM68 175V174H67ZM71 175V174H70ZM52 176H54V174H52ZM211 177L212 179L210 180V178L209 177ZM56 178H57V176H56ZM230 178V179H231ZM17 180V179H16ZM210 180V181H209ZM179 181H182L183 183L182 184H180L179 183ZM245 181V180H244ZM195 182V183H196ZM249 182H252V181H249ZM104 185H106V184H104ZM204 185H206V187H203ZM217 186H218V188H217ZM108 188H110V187H108ZM117 188V187H116ZM111 189V188H110ZM110 189H108V190H110ZM105 190H107V189H105ZM104 190V191H105ZM172 190H173V192H172ZM245 190H246V187H245ZM82 191V190H81ZM152 191V190H151ZM208 191V192H207ZM107 192V191H106ZM104 193V194H106V195H108V196H110L111 195V193H109L108 194V192L107 193ZM112 192V191H111ZM204 192H206L207 194H205V195H203L204 194ZM163 193H165V195L163 194ZM264 194V193H263ZM39 196V195H38ZM37 196V197H38ZM98 196V195H97ZM264 196V195H263ZM113 197L115 198V201H117L119 204H121V206L119 207L121 210L120 211H126V212H129V213H132V212H134L133 210H135L136 209V207L137 206H139L140 207V205L137 203V204H133L132 206H124V203H126L125 202V198H126V196L125 195H117L116 197H115V195H113ZM111 198V197H110ZM152 198H157V200L156 201H154V202H152ZM171 198H173V200L171 199ZM36 199V198H35ZM37 199H39V198H37ZM106 199V198H105ZM206 199H208V198H206ZM146 200H149V202L147 201L146 202ZM187 200V201H188ZM174 201V202H173ZM177 201V200H176ZM239 201L241 202V204L242 203H244L243 202V197H240V199H239ZM151 202V203H150ZM202 202V201H201ZM35 203V202H34ZM176 203V202H175ZM181 203V202H180ZM182 204V203H181ZM184 204V203H183ZM245 204V203H244ZM187 205H190V204H187ZM243 205V204H242ZM33 206V208H34V205H32ZM244 206V205H243ZM253 206V205H252ZM133 207V210L131 209ZM177 207H178V205H177ZM180 207V206H179ZM184 209H185V206L183 205L182 206ZM213 207V206H212ZM263 207V206H262ZM117 208V207H116ZM142 208V207H141ZM187 208V207H186ZM235 208V207H234ZM143 209V208H142ZM182 209V208H181ZM186 210V209H185ZM115 211H116V213H118V211L115 209L114 211H112V213L113 214H115ZM141 211V210H140ZM164 211V212H165ZM199 211V210H198ZM234 212V215H235V219H234V224H233V227L234 226H236V225H239L240 224V219L243 217V215H241V216H239V215H237V214H240L239 213V211H237V212H235V210L233 211ZM233 212H232V214H233ZM203 213V212H202ZM211 213V212H210ZM201 214V213H200ZM199 214V215H200ZM249 216H251V215H253V210H249ZM158 215V214H157ZM156 215V216H157ZM161 215V214H160ZM159 215V216H160ZM198 215V216H199ZM216 215H217V213H216ZM151 216V215H150ZM197 215H196V217H198ZM213 216V215H212ZM136 217V216H135ZM193 218H195V217H193ZM205 220H207V219H211V214H209L208 212L207 213H205L204 214V217H203ZM215 218H216V216H215ZM214 218V219H215ZM143 219V218H142ZM198 219V218H197ZM231 219V218H230ZM194 220V219H193ZM213 220V219H212ZM218 220V219H217ZM232 220V219H231ZM189 221V220H188ZM201 221V220H200ZM204 221V220H203ZM208 221V220H207ZM242 221H245L244 219H242ZM206 222V221H205ZM215 222V221H214ZM210 223V222H209ZM218 223V222H217ZM242 223V222H241ZM202 224H204V223H202ZM211 224L213 225V223L211 222ZM215 224V223H214ZM243 225V224H242ZM246 225V224H245ZM244 225V226H245ZM206 226H207V224H206ZM209 226V225H208ZM214 226H216V225H214ZM233 227H231L230 229H231V236H232V238L235 240L236 238H235V234L236 233H234L235 232V229H233ZM237 227V226H236ZM260 228L262 227V232L264 233V223H261V226H259ZM160 228V227H159ZM162 228V227H161ZM241 228V227H240ZM244 229L243 230H245L244 232H245V234H246V236L244 237V239H242L243 241H245V239H247V237H248V229L247 228H245V227H243ZM205 229H206V227H205ZM213 229H215V228H213ZM242 229V228H241ZM200 230H201V228H200ZM199 230V231H200ZM216 230V229H215ZM232 230H233V233H234V235H233V233H232ZM89 231H90V229H89ZM206 231V230H205ZM240 231V229L239 230H237V232H239ZM91 232V231H90ZM212 232H215V231H213L212 230ZM216 232H217V230H216ZM204 233H206V232H204ZM207 234V236H209V234L208 233H206ZM205 234V235H206ZM212 235V234H211ZM214 235V234H213ZM216 235V234H215ZM206 236V237H207ZM197 237V236H196ZM205 237V236H204ZM205 237V241H208L207 240V238ZM217 237V236H216ZM213 238V237H212ZM212 238H208L209 240H211ZM218 239V238H217ZM216 239V240H217ZM232 239V240H233ZM238 239V238H237ZM236 239V240H237ZM213 240V239H212ZM204 241V240H203ZM215 241V240H214ZM208 242H210V241H208ZM219 242V241H218ZM203 243H205V242H203ZM213 243V242H212ZM216 243V242H215ZM219 244V243H218ZM217 244V245H218ZM168 245V244H167ZM205 245V244H204ZM206 246V245H205ZM210 246V245H209ZM205 248V247H204ZM211 248H213V247H211ZM217 248V247H216ZM200 249V248H199ZM170 250V249H169ZM197 251H199L198 249H196ZM195 250V251H196ZM211 250V249H210ZM217 250V249H216ZM196 251V252H197ZM202 251V250H201ZM205 251V250H204ZM213 251V250H212ZM167 252V251H166ZM171 252V251H170ZM172 252H173V249H172ZM194 252V251H193ZM234 252V251H233ZM159 253V252H158ZM165 253V252H164ZM207 254H209V253H211L210 251H209V253H208V250H207V252H206ZM205 253V255H207ZM214 253H215V251H214ZM217 253H219V252H217ZM173 254V253H172ZM209 255H212V254H209ZM216 256H217V254H215ZM254 255L255 256H257V251H254ZM196 256H197V254H196ZM215 256V257H216ZM214 257V258H215ZM57 258V257H56ZM55 258V259H56ZM256 258V257H255ZM218 259V258H217ZM57 260H59V259H57ZM220 260H221V258H220ZM256 260H258V259H256ZM151 261V260H150ZM210 261V260H209ZM253 262H252V264H254V260H252ZM52 262H53V260H52ZM57 263V262H56ZM221 263V262H220ZM212 264V263H211ZM214 264V263H213ZM218 264H219V262H218ZM233 264H235L234 262H233Z\"/></svg>", "mask_w": 264, "mask_h": 264}, {"label": "snow or ice", "instance_id": "3", "mask_svg": "<svg viewBox=\"0 0 264 264\" xmlns=\"http://www.w3.org/2000/svg\"><path fill=\"white\" fill-rule=\"evenodd\" d=\"M17 4L21 3V0H16ZM9 11V7L7 5L4 6L3 9H0V12L6 13ZM33 9L31 7H29V12H32ZM0 19H2V16H0ZM30 19L32 21H35V16H30ZM51 23V22H49ZM65 21L64 19L60 20V24H64ZM71 24L76 25V21H70ZM10 27H13L12 25H9ZM34 27H38L37 24H34ZM47 30V29H45ZM86 31V30H85ZM61 42L67 43L68 41L65 40V38L63 36L59 37ZM101 39H103V37H101ZM44 42L41 41V44H43ZM75 43H79V41H75ZM5 50L9 53L12 52L11 49H8L5 46ZM39 51L41 53H50L52 55H55L57 50L54 48H44V47H40ZM41 61L43 62V67L44 68H49L52 67L53 65L49 63V59L44 56V55H40L36 62L35 65L33 66L37 71H39V65L41 64ZM19 62V61H17ZM55 63V62H54ZM63 65H68L71 69L75 70V71H79L78 65L71 61V60H61L59 61V63H56L55 66L60 67ZM84 67L88 69L89 72L95 71V69L89 67V65L87 63H84ZM99 71L102 73H105L106 75L109 74V69L105 68V67H100ZM123 71H127L126 69ZM81 76H83V73H80ZM75 77H63L59 80H57L58 84L63 85L64 81L66 79H74ZM86 81H88L89 84H92L93 81L88 77V76H84L83 77ZM40 79H45V77L41 76ZM30 83H35V80L30 78ZM3 85H0V88H3ZM56 89L52 88L49 89V93H53L55 92ZM131 91V90H130ZM149 91L148 88H146L145 86L143 87H139L137 88L135 91H131V94L129 96H127V100L131 101L133 104L136 103L137 100V95L139 94H143V93H147ZM30 92L35 93L37 96H40L41 98H43V93L39 92L36 88H31ZM76 92H82L84 94H89V89L87 87L84 88H70L64 91H60L58 95H56L54 98L56 100H59L61 96H66L69 95L71 93H76ZM29 99L31 100V97H29ZM105 101H107V97H104ZM168 99L174 100L175 97L173 96H168ZM3 100V97H0V101ZM35 107V105H33ZM17 106L14 104H4L2 102H0V108H6V109H14ZM149 108L152 107V104L149 103L148 105ZM114 109L119 110L120 115L119 116H111L109 117V122L111 120H123L124 119V113H128L131 118L133 123L135 124L136 128L139 129L141 126L137 120V117L140 115L139 113H137L135 111V108L132 109H127L124 107V101L123 100H118L114 105H113ZM40 111H43V109H40ZM65 111H67V109H65ZM167 111L169 113H175V109L171 106V104H169L167 106ZM153 115H155L153 113ZM24 119L28 124L32 123V120L29 119L27 114H24ZM57 119L59 120V117H57ZM95 121H100V122H104L105 121V116L101 115V116H97L95 117ZM95 121H90L88 124L85 125V128L87 129H91V130H95ZM60 123H65V121L60 120ZM37 123H39V121H37ZM42 127H46V125H41ZM119 126V125H118ZM168 129L169 131H173L171 124H168ZM26 138L29 139V142L37 145L38 147H40L41 149L44 150V159L41 160L42 164L47 165L48 164V157L52 154V150L53 149H57V150H61V152H65L68 149H77L79 148L80 150H83L84 152H89L90 150L85 146V139L86 136L85 134L81 133L80 131H76L74 133H69L68 135L73 137L69 143H64L62 141V139H58L55 138L53 136H46L43 137V140H46L47 143H40V140L38 139H34L32 138L33 134L31 132H29V130L26 128ZM50 131V130H49ZM133 137H137L140 135V133H138L137 131H133L132 133ZM105 138H110L112 140H116V141H124L125 137L123 135H115L112 137H107V134H105ZM169 143H174V141H172L171 136L168 137ZM103 154L100 155L99 153L96 152H91V156L95 161H102L104 164L108 165L109 167L112 166V164L110 163V161L112 163L116 162V157H121L123 159H129L127 156H125L124 152L121 151H117L116 149H112L111 151H104L103 149L100 150ZM130 151L133 153L134 155V159L138 162H142V163H147L148 159L141 154L140 151L137 150V148L135 146H133ZM126 165L121 164L119 166V169H113L114 171H119L120 169L125 168ZM98 176L99 175H103V176H107L108 173L107 172H97L96 173ZM121 216L124 217V222H122L121 224H117L114 225V230L112 232L111 235H108L106 237H98L96 236L95 233L91 234V240L93 243H95L97 240H101V239H106L107 241H110V243H105L101 245V250L97 252V259L101 261V264H103V261L107 259V256L109 253H118L119 255L114 257V264H116V262L118 261V264H146L145 260L142 258L143 255L145 253H147V256L150 257L152 264H167L165 258L163 256H160L158 253H154L152 250L149 249V233L150 232H154L156 227H158L160 224H164L167 228L170 229V236H172L174 239H178V237L174 236V230H175V225L172 223V220L170 217H160V218H152V219H138V218H129L127 217L125 214L121 213ZM131 233H134L137 237V239H139L140 241H142V244L140 246L137 247H132V248H125L124 245L127 243V241L129 239H131ZM89 247H91V245H88ZM128 252L130 253V255H128L127 257L124 256V253Z\"/></svg>", "mask_w": 264, "mask_h": 264}]
</instances>
